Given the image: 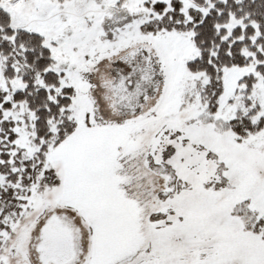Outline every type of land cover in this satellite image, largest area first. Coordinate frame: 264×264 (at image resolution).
<instances>
[{
	"label": "snow or ice",
	"instance_id": "obj_1",
	"mask_svg": "<svg viewBox=\"0 0 264 264\" xmlns=\"http://www.w3.org/2000/svg\"><path fill=\"white\" fill-rule=\"evenodd\" d=\"M0 264H264V0H0Z\"/></svg>",
	"mask_w": 264,
	"mask_h": 264
}]
</instances>
